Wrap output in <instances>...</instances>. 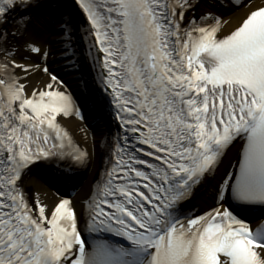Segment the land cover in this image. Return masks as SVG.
Instances as JSON below:
<instances>
[{
    "label": "snow or ice",
    "instance_id": "1",
    "mask_svg": "<svg viewBox=\"0 0 264 264\" xmlns=\"http://www.w3.org/2000/svg\"><path fill=\"white\" fill-rule=\"evenodd\" d=\"M256 208L264 3L0 0V264H264Z\"/></svg>",
    "mask_w": 264,
    "mask_h": 264
},
{
    "label": "bare ground",
    "instance_id": "2",
    "mask_svg": "<svg viewBox=\"0 0 264 264\" xmlns=\"http://www.w3.org/2000/svg\"><path fill=\"white\" fill-rule=\"evenodd\" d=\"M244 3L250 4L252 6H256L260 3H264V0H243ZM238 14H242V12L238 13ZM229 16H226L225 18H230ZM53 68L57 70L58 75H60L62 77V75L64 76L65 73H68L66 77H64L63 79L68 81V86L70 88V90L73 91V93L75 95L78 96V98L80 99L81 105L86 109L88 108L89 104H90V100H88V98H90L89 96H86L85 94L82 93L80 87H79V82L77 80V76L78 74L76 73H72L71 70H67L64 69L60 64H56L53 65ZM71 72V73H69ZM88 113V117L86 118L85 122L83 123H79L78 121L72 119V120H68L66 121V125L69 128V130L73 133V135L77 138V139H82L84 133L81 131V129H85L89 135V137L91 136V132H92V128L88 127V125L92 122V120H94L93 116L95 115L94 113H91L90 111L87 112ZM92 176V172H85L83 174L82 177H78L75 181H77V183L79 184V189L77 190V192L73 193L72 195H68L66 193H68L67 191H63L60 192L59 195H68L71 196L73 198H79L82 195V189L80 187V182L81 180H90ZM40 184H42L46 190V194H43V198L47 199L49 202H51L57 195V193L54 192L53 186L55 185L54 183H45L44 181H40ZM205 199L204 196H201L197 199V201H195L197 206H201L203 200ZM264 223V220H257L252 224V227L255 229L257 227H260V225H262Z\"/></svg>",
    "mask_w": 264,
    "mask_h": 264
}]
</instances>
